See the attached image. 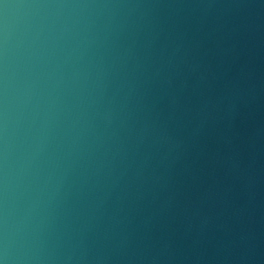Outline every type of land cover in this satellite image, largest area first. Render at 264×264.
Masks as SVG:
<instances>
[{"label":"water","instance_id":"obj_1","mask_svg":"<svg viewBox=\"0 0 264 264\" xmlns=\"http://www.w3.org/2000/svg\"><path fill=\"white\" fill-rule=\"evenodd\" d=\"M0 264H264V0H0Z\"/></svg>","mask_w":264,"mask_h":264}]
</instances>
